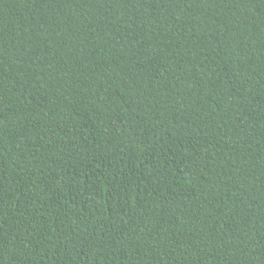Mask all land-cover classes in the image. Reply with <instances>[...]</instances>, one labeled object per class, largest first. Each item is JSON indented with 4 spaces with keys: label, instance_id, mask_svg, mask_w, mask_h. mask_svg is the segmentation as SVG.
Instances as JSON below:
<instances>
[{
    "label": "trees",
    "instance_id": "trees-1",
    "mask_svg": "<svg viewBox=\"0 0 264 264\" xmlns=\"http://www.w3.org/2000/svg\"><path fill=\"white\" fill-rule=\"evenodd\" d=\"M0 264H264V0H0Z\"/></svg>",
    "mask_w": 264,
    "mask_h": 264
}]
</instances>
